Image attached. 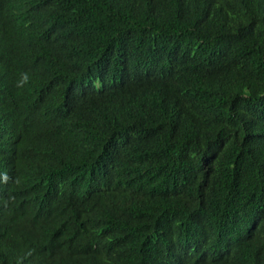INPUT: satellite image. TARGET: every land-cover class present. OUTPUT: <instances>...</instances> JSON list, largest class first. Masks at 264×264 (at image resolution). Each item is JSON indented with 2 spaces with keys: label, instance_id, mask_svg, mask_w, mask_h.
Wrapping results in <instances>:
<instances>
[{
  "label": "trees",
  "instance_id": "1",
  "mask_svg": "<svg viewBox=\"0 0 264 264\" xmlns=\"http://www.w3.org/2000/svg\"><path fill=\"white\" fill-rule=\"evenodd\" d=\"M0 264H264V0H0Z\"/></svg>",
  "mask_w": 264,
  "mask_h": 264
},
{
  "label": "clouds",
  "instance_id": "2",
  "mask_svg": "<svg viewBox=\"0 0 264 264\" xmlns=\"http://www.w3.org/2000/svg\"><path fill=\"white\" fill-rule=\"evenodd\" d=\"M28 80H29V76H28V74L27 73H23L22 74V78H21V81L18 83V87H20V86H22L24 83H27L28 82ZM4 181L6 182L7 180H8V176H7V174L5 173L4 174Z\"/></svg>",
  "mask_w": 264,
  "mask_h": 264
}]
</instances>
